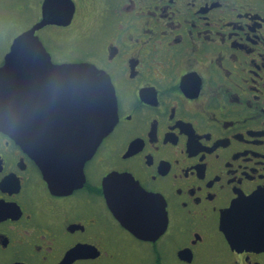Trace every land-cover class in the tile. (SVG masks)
<instances>
[{
    "label": "flooded vegetation",
    "instance_id": "obj_1",
    "mask_svg": "<svg viewBox=\"0 0 264 264\" xmlns=\"http://www.w3.org/2000/svg\"><path fill=\"white\" fill-rule=\"evenodd\" d=\"M37 25L53 64L107 77L118 121L56 182L0 129V264H264V227L236 228L264 193V0H0L14 81ZM64 95L33 77L35 146L67 145L38 134Z\"/></svg>",
    "mask_w": 264,
    "mask_h": 264
},
{
    "label": "water",
    "instance_id": "obj_2",
    "mask_svg": "<svg viewBox=\"0 0 264 264\" xmlns=\"http://www.w3.org/2000/svg\"><path fill=\"white\" fill-rule=\"evenodd\" d=\"M38 29L39 25L15 42L16 51L28 46L26 52L27 55L32 54V58L24 60H32V66L16 65L15 69H21V74L15 75L16 81L12 57L7 68L0 70V129L31 150L49 181L56 182L75 171L83 174L84 165L118 121L117 102L109 80L94 66L53 64L51 55L36 36ZM36 61L41 62L40 66L35 65ZM10 68L12 73L8 75ZM38 76L46 77L57 88H62L65 93L62 99L69 105V113L62 117L60 124L52 121L43 130L38 129L40 140L63 141L67 144L64 147L54 149L34 145L39 140L32 135V79ZM3 79H8V82ZM242 208L245 209V217L241 218L244 224L236 226L237 229L254 231L264 227L263 192L245 201Z\"/></svg>",
    "mask_w": 264,
    "mask_h": 264
},
{
    "label": "rangeland",
    "instance_id": "obj_3",
    "mask_svg": "<svg viewBox=\"0 0 264 264\" xmlns=\"http://www.w3.org/2000/svg\"><path fill=\"white\" fill-rule=\"evenodd\" d=\"M50 30V29H49ZM41 35L43 36V40L44 42H46V44L51 47L52 46V42L51 40H60L62 37V33L60 32H56V31H45L43 33H41Z\"/></svg>",
    "mask_w": 264,
    "mask_h": 264
}]
</instances>
